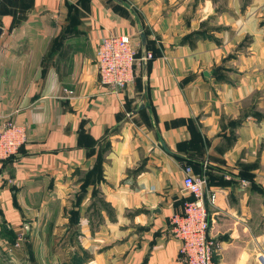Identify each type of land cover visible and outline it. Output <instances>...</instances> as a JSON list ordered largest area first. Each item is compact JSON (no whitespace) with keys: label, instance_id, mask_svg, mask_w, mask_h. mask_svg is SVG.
<instances>
[{"label":"crops","instance_id":"obj_1","mask_svg":"<svg viewBox=\"0 0 264 264\" xmlns=\"http://www.w3.org/2000/svg\"><path fill=\"white\" fill-rule=\"evenodd\" d=\"M108 33L151 52L117 90ZM8 118L26 139L0 159V264H52L68 237L79 264H185L186 164L214 194V260L264 264V0H0Z\"/></svg>","mask_w":264,"mask_h":264},{"label":"built area","instance_id":"obj_2","mask_svg":"<svg viewBox=\"0 0 264 264\" xmlns=\"http://www.w3.org/2000/svg\"><path fill=\"white\" fill-rule=\"evenodd\" d=\"M150 56V51L138 56L127 34L102 35L96 46L98 80L117 90L134 81L139 61ZM25 139L24 127L12 118L6 119L0 125V159L16 152ZM183 171L182 187L190 197L180 212L169 216L172 234L180 242L179 252L185 264H218L213 258L215 242L208 235L207 203L213 202L214 194L206 189V177L193 173L190 164Z\"/></svg>","mask_w":264,"mask_h":264},{"label":"rangeland","instance_id":"obj_3","mask_svg":"<svg viewBox=\"0 0 264 264\" xmlns=\"http://www.w3.org/2000/svg\"><path fill=\"white\" fill-rule=\"evenodd\" d=\"M53 240L54 243H56V252L51 254L52 264H60L61 260H67V263H70V261L73 263L76 253L80 252L78 246L76 245L77 239L68 237L66 239L59 238Z\"/></svg>","mask_w":264,"mask_h":264},{"label":"trees","instance_id":"obj_4","mask_svg":"<svg viewBox=\"0 0 264 264\" xmlns=\"http://www.w3.org/2000/svg\"><path fill=\"white\" fill-rule=\"evenodd\" d=\"M136 76H137V72H136L135 78H136ZM76 212H77V209L75 208V206L71 207V209H70V215H71V219L73 218V224H74V220L76 218ZM82 258H84V257L81 256V255H79L78 253H76L75 259H74L73 263L70 261V263H67L66 262V264H79L82 261Z\"/></svg>","mask_w":264,"mask_h":264},{"label":"water","instance_id":"obj_5","mask_svg":"<svg viewBox=\"0 0 264 264\" xmlns=\"http://www.w3.org/2000/svg\"><path fill=\"white\" fill-rule=\"evenodd\" d=\"M141 35H142V38H143L144 37L143 33ZM142 40H144V39H142ZM145 66H146V63L143 62V70H145Z\"/></svg>","mask_w":264,"mask_h":264}]
</instances>
